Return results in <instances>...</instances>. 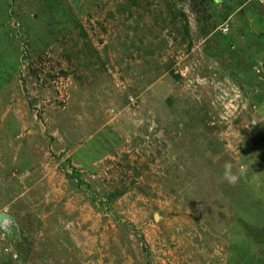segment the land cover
I'll return each instance as SVG.
<instances>
[{
	"label": "rangeland",
	"instance_id": "rangeland-1",
	"mask_svg": "<svg viewBox=\"0 0 264 264\" xmlns=\"http://www.w3.org/2000/svg\"><path fill=\"white\" fill-rule=\"evenodd\" d=\"M0 264H264V0H0Z\"/></svg>",
	"mask_w": 264,
	"mask_h": 264
},
{
	"label": "clouds",
	"instance_id": "clouds-1",
	"mask_svg": "<svg viewBox=\"0 0 264 264\" xmlns=\"http://www.w3.org/2000/svg\"><path fill=\"white\" fill-rule=\"evenodd\" d=\"M225 167H226V169H228L231 167V165H226ZM233 179H235V178L233 177Z\"/></svg>",
	"mask_w": 264,
	"mask_h": 264
}]
</instances>
